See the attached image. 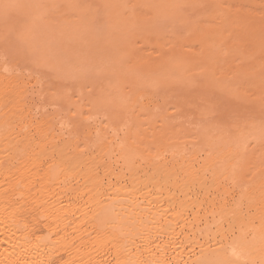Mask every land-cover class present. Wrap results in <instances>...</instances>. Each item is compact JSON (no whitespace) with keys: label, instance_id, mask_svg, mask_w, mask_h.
Instances as JSON below:
<instances>
[{"label":"bare ground","instance_id":"1","mask_svg":"<svg viewBox=\"0 0 264 264\" xmlns=\"http://www.w3.org/2000/svg\"><path fill=\"white\" fill-rule=\"evenodd\" d=\"M212 1L217 6L223 3ZM237 1L239 7L241 1L246 5L244 0ZM132 2L138 7L142 0ZM7 3L0 0V264H264V168L252 171L248 165L259 155L245 160L241 150L248 144L249 139L244 138L255 130L260 132L256 129L259 123L240 124L234 143L221 144L227 137L220 132L205 141L203 148L191 145L194 149L188 150L180 139L173 140L158 129L160 121H143L145 110L137 108L140 100H149L147 105L154 106L147 112L158 105L152 90L136 78L129 79L134 82L130 90H126L130 85H123L128 79L118 80V86L131 96L128 109H136L130 122L124 123L129 114L117 104L85 100L82 106L69 109L55 77L44 80L30 71L37 62L33 59L32 63L27 53L30 56L38 50L36 42L31 39L33 44L26 45L32 47H26L28 52L23 51L26 55L22 56L11 41L10 34L21 24L22 29L15 33H22L21 37H25L22 30L27 27L30 32L33 27L19 22L23 20L20 16H15L18 21H9L5 16L17 7ZM251 3L256 6L257 0ZM225 8L226 14L218 16V21L212 19L205 32L199 28L201 34L197 31L194 38L190 36L200 46L197 57L207 61L206 69H220L239 58L237 47L242 44L254 50L258 29L263 35L261 39L256 33L257 45L264 41V21L250 26V19L241 20V13ZM144 12L146 17L150 9ZM237 35L248 36H243L242 43H232ZM190 37L183 41L186 46L193 41ZM160 40L155 44L157 50L152 48L159 54L148 53V62L135 59L136 66L151 72L149 76L171 69L178 56H182L177 58L180 65L186 55L185 49L174 50L176 45L171 52L168 48L170 55H164ZM223 47L229 52L220 57ZM135 52L139 54L134 51L132 55ZM223 61L226 66L220 65ZM256 61L250 67L261 63ZM252 81L246 85L254 84L257 91H263V85Z\"/></svg>","mask_w":264,"mask_h":264},{"label":"rangeland","instance_id":"2","mask_svg":"<svg viewBox=\"0 0 264 264\" xmlns=\"http://www.w3.org/2000/svg\"><path fill=\"white\" fill-rule=\"evenodd\" d=\"M9 1L10 3L12 2L8 0L7 4L9 5H6L13 8L14 4H16L17 10L11 11L10 9L11 15L9 16L6 14L7 16L5 17H8L9 19H7L9 21L11 20V22L17 20L15 16L23 17V20L21 18L19 22L24 21L28 24L31 23V27H33L31 29V31L33 30L32 32H26L27 29L29 31L27 27L25 31L22 30L25 37L27 33L29 34L28 40L25 39L24 42L22 40L23 36L21 37L22 33H18L20 35L15 34L22 29L21 24L19 30L17 29L15 33L10 34L11 41L13 40L14 43H16L18 47L16 49L19 52L21 51L22 56L23 54L26 55L28 52L26 50L29 45L27 46L26 44L30 42L33 44V42H36L34 43L35 45L37 44L35 49L38 50L35 51L31 48L34 51L30 53V56L29 51L27 57L28 59L31 57L29 60H31L32 63H34V59L38 64L40 62L45 66L40 65L42 66L40 67L37 63H34L36 65L34 67L35 70L30 69V71L34 72L36 76H42L44 80H51L52 77L53 79L55 77L59 85L58 90L63 94L62 96L66 101H68L65 107L72 109L73 105L76 104L80 107L82 103L87 100L93 103L100 101L106 104H117L121 107L124 106L125 110L127 109V113L125 114H129V116L125 115L124 123L126 121L130 122L134 117L133 114L136 109H128L131 96H129L125 89L118 86V80L128 79L123 85H130L126 89L130 90V88L134 86V82L129 79L136 78L137 83L143 85L144 88H150V90H152L154 93L153 100L158 105V107L147 112L146 109H150L154 106L147 105L149 100H140V105H137V108H143L145 110V113L141 116L143 121H160L158 123L162 124V126L158 129L171 138L173 137V140L180 139L182 145H184L185 148L187 147L186 149L188 150H191L193 146L196 148L195 146L199 145L200 146L197 148H203L210 138L213 139L212 137L220 135V132H226L227 137L221 139V144L226 145L231 141V143H234L233 141H237L236 139L239 137V132L237 130L239 125L247 123L250 120H256L259 123L256 129H260V132L259 130H255L257 134L259 133L258 136L255 131L251 132V135L248 137L245 136L246 138L242 136V138H248L249 140L248 144L242 146L241 150L243 149V156H246L245 160H247V157L251 156L257 158L256 156L259 155L257 159H252L250 165H248L249 168L252 167V171L254 169L258 170L264 168V152L262 151L264 150V89L263 91H257L254 84L246 85V81L251 82L253 80L252 82L264 86V60H262V58V61L260 60V55L262 56L264 53V41L261 40L262 38L260 37V35H263V32L259 33L260 29H258L259 31L256 30L254 33L252 29L251 32L256 35L255 39L258 40V42L256 40V48L254 49V46V50H251L252 48L249 49L250 47L244 48L245 46L243 44L240 45L241 48L238 46L237 49L240 53V59L236 58L232 60V62L228 59L231 63L227 64V66L225 64L226 61H223L224 63L222 62V64L220 62V65H225L227 67H222L220 69L217 67H214V69L210 64V69H206L209 68L206 66L207 61L203 59L198 60L197 56L201 53V50H199L200 46L196 43L197 41L192 39L195 33L200 31L199 28H202L204 31L205 27H209V25L213 23L211 22L212 19L214 20L215 18L218 21V16H222L223 12L225 15L227 10L225 7H230L229 9L231 12L235 11L233 13H241V20L250 19H247L250 26L257 25L261 20V22H263L264 16H262V14L264 13V9L263 11L261 9L262 5H264V0H259L263 2L262 4L260 2L261 6L258 5V0L256 6L251 3V1L254 0H250V2L249 0H244V4H246L244 6L247 7L241 5L242 1L239 7V1L237 0H233L236 2L222 0V6L221 4L217 6V4L213 1L211 2V0H142L141 5H138V7L137 5L136 7L132 5L134 4L132 2L133 0H15V2L13 1V6V2L10 4ZM230 3L232 5H229ZM249 3H251L250 6H248ZM139 6L144 8H140ZM135 8H140V11L137 9V12L139 11L137 13ZM145 8L148 10L150 9L149 13L146 12L148 14L146 17L144 12ZM3 9H6V7ZM229 9L228 13L232 15L233 13L231 14ZM237 9L240 11L238 12ZM140 12H144V16L141 15ZM249 12H251V14H249ZM242 13H244V16ZM247 13L248 15H245ZM120 14L124 16H122V18L125 19L124 21L121 19ZM20 17L18 19H20ZM129 17L130 19L128 20ZM131 19H133V21ZM252 21H254L255 24L251 23ZM256 33L261 38L260 40L263 45L262 43L257 45L260 41ZM199 34L201 33L199 32ZM248 35H242L241 38L237 35V37L232 38L231 42L242 43L245 41L243 36L246 37ZM190 36H192V38ZM188 37L194 42L190 41L186 46V42L183 41L186 40L185 38L189 40ZM242 38L244 39L243 41ZM31 39L33 42L30 41ZM142 40L144 42H142ZM159 40L160 44L162 43V45H164L163 48L167 50L165 51L163 49L162 51V48L160 49L164 55L166 52L167 56L170 55L169 52L172 51V46L175 45L177 46H175L176 48L174 49L176 51L177 48L186 50V55H183L181 64L186 63L182 66L181 64L179 65L180 60L178 61V59L182 56H176L178 59L176 58L173 60V63H175L173 66L175 67L177 65V67L174 68L171 66V69H169L170 71L162 70V72H158L162 79L158 73L151 74V76L154 75V77L157 75V79L153 78V76H149L151 72H145L144 67L137 65L138 68L135 62V59L138 61L142 58L143 61L144 58L146 61L148 59V53H152L153 57L159 54H155V50L154 52L152 50ZM164 40L165 42L163 43L162 41ZM39 43L43 46V49L40 48L41 45H39ZM135 43L137 44L135 45ZM143 43L147 46V49ZM194 43L195 47L193 46ZM150 45L151 48L149 47ZM37 46H39V48H37ZM169 47L170 51L168 52ZM259 47H261V50H257L260 49ZM148 48L151 52H147ZM155 49L157 50V47H155ZM23 51L26 53H23ZM131 51H138L139 54L137 55L135 52L134 55H132ZM228 52L229 49L223 47L220 57H224ZM251 52L255 53V55L251 54ZM261 52L263 53L261 54ZM14 53L16 54L17 52ZM258 53L259 56H257ZM152 56L151 58H153ZM185 56L186 58H184ZM16 57L21 61L19 58L21 57L20 54H18V56L16 55ZM153 60L151 59V61ZM254 60L258 62L257 64L260 62L263 64L260 63L258 66L254 64L257 67L254 68L255 66H251V68L250 65ZM247 62H249V65ZM203 63L206 67L203 66ZM245 63L246 66L248 65L249 69L248 67H246L247 69L245 68ZM51 64H53V66H51ZM198 64L200 65L197 66ZM231 64L234 66L231 67ZM201 66L203 67L200 68ZM192 67H194L195 70ZM141 68L143 69L142 72ZM134 69L135 71H133ZM186 69L188 73L184 72ZM225 72L227 73L225 74ZM228 72L231 73L229 74ZM239 88L242 92L239 91ZM82 97L84 99H82ZM106 100L109 103H107ZM57 106L58 108L61 107V105L58 104ZM53 108H55V106ZM126 116L130 119L127 118V120ZM99 117L101 118V116ZM148 131L152 132L150 130ZM261 132L263 134H260ZM201 135H203V138ZM259 136L262 137L260 138L261 140ZM242 138H240V142H245ZM198 142L202 143L199 144ZM259 150L262 151V154Z\"/></svg>","mask_w":264,"mask_h":264}]
</instances>
